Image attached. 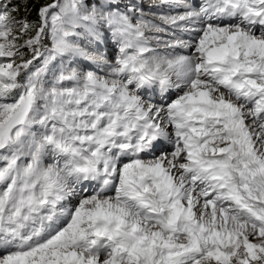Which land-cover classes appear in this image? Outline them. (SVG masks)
<instances>
[{"label":"snow or ice","instance_id":"snow-or-ice-1","mask_svg":"<svg viewBox=\"0 0 264 264\" xmlns=\"http://www.w3.org/2000/svg\"><path fill=\"white\" fill-rule=\"evenodd\" d=\"M0 264H264V0H0Z\"/></svg>","mask_w":264,"mask_h":264},{"label":"bare ground","instance_id":"bare-ground-1","mask_svg":"<svg viewBox=\"0 0 264 264\" xmlns=\"http://www.w3.org/2000/svg\"><path fill=\"white\" fill-rule=\"evenodd\" d=\"M179 2H180V3H186V4H190V0H186L185 2H184V1H181V0H179ZM166 10H167V9H166ZM176 11H183V8H178V9H176ZM81 63H82L83 65H85V66H86L85 62L81 61Z\"/></svg>","mask_w":264,"mask_h":264},{"label":"trees","instance_id":"trees-1","mask_svg":"<svg viewBox=\"0 0 264 264\" xmlns=\"http://www.w3.org/2000/svg\"><path fill=\"white\" fill-rule=\"evenodd\" d=\"M35 2V0H33ZM40 2H44V0H40ZM50 2V0H49ZM29 19H34L35 18V10L33 9L32 14L28 17Z\"/></svg>","mask_w":264,"mask_h":264},{"label":"rangeland","instance_id":"rangeland-1","mask_svg":"<svg viewBox=\"0 0 264 264\" xmlns=\"http://www.w3.org/2000/svg\"><path fill=\"white\" fill-rule=\"evenodd\" d=\"M181 1H186V0H181ZM143 3H145V5L144 6H148V4H150V2L149 1H143ZM82 64V63H81ZM83 65V64H82Z\"/></svg>","mask_w":264,"mask_h":264}]
</instances>
